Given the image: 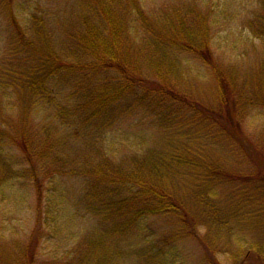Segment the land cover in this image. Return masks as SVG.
I'll list each match as a JSON object with an SVG mask.
<instances>
[{"label":"trees","instance_id":"1","mask_svg":"<svg viewBox=\"0 0 264 264\" xmlns=\"http://www.w3.org/2000/svg\"><path fill=\"white\" fill-rule=\"evenodd\" d=\"M76 2V6L80 4L82 8L79 14L73 15L69 25L73 31L67 38L69 46L76 48L83 59L89 57L90 61L82 62L81 59L80 64H68L54 54L50 42L53 33L43 30L53 13L45 15L38 0H0V40L5 47L0 62V89L5 100L9 96L7 101H10L0 109V208L8 201L11 206L20 208L31 191V210L35 218L32 231L25 239L9 235L15 254H21L25 264L34 262L37 246L48 238L46 243L55 245L48 259L50 264H114L112 261H120L123 254L127 260L134 258L139 264H174L176 257L170 258L167 249L153 255V250L147 247L153 242L159 251L154 230L160 231L162 242L167 230H177L178 234L168 240L177 245L183 239L200 242L198 227L207 226L209 246L201 245L202 257H185L186 264H218L212 257L219 255L211 248L212 242L222 240V232L217 230L222 231L224 226L233 223L230 212L243 203L234 197H242L246 202L260 199L263 204L261 182H264V176L259 173L264 169L256 165L263 162L260 154L264 152V145L257 142L247 150L243 148L250 159L249 165L256 169L253 175L239 174L221 167L220 161L211 154L210 148L219 145L215 135L219 130L212 131L215 127L208 124L213 121L226 135L234 137L238 145L241 143L240 127L238 124L235 127L224 115L233 113L236 120L241 110L257 108L259 104L264 110V53L258 56L259 63L255 58L245 69V77L239 76L245 80L249 91L245 94L246 101H243L244 92H237L238 101L233 97V83L229 82L232 73L225 72L212 55L207 19L211 14L202 11L197 4L186 6L188 1L180 0L174 2L176 5L168 3L155 13L145 10L144 0ZM257 4L259 10L254 20L261 18L264 21V1H257ZM69 14L65 13V16ZM22 16L24 19L20 22ZM191 18L196 25L189 27ZM259 39L264 51V28ZM173 52L175 56L171 59ZM188 57L202 64L216 83L212 94L214 108L199 103L201 97L193 90L197 88L196 80L185 67ZM142 61L144 69L149 71L147 75L142 70ZM95 72L117 75L114 74L112 79L106 77L99 89L100 80L92 86V77L97 76ZM236 74H241L239 68ZM55 83L60 86H54ZM67 89H78L83 93L81 96L70 94ZM59 95L65 96L64 99L59 100ZM163 103L170 111L178 108L188 113V109L195 108L203 117L198 123L204 125V131L191 130L182 142L163 139L159 148L155 143L153 151L145 149L140 156L130 154L122 161H116L113 154L116 150L119 152L120 136L115 141L111 139L113 145L110 143V148H117L112 147L113 152L99 145V142L104 144L99 139L109 136L113 129L124 123L132 125L131 118H135L142 106L161 108L165 106ZM68 104L75 105L73 110H69ZM42 108H50L47 122H58L56 133L60 129H69L70 136L75 137L84 130L90 132L89 137L99 146L95 150L98 157L94 154V160L89 164L86 162L92 157L88 153L80 155L71 164L63 162L72 144L67 138L66 141L61 138L54 149L52 142L49 143L50 136L53 137L50 132L39 134V140L46 139L47 142L44 140L38 147L24 127L29 117L36 118ZM83 108H86L84 112L81 111ZM151 110L156 112L157 109ZM6 112L11 115H5ZM138 125L135 124L134 129ZM133 135L131 140L139 148L143 139L139 132ZM17 152L24 157L21 155L19 159ZM67 179L76 181V191L69 192ZM18 182L29 190V194L22 195L14 189ZM247 182L250 184L241 192H232L230 200L228 196L220 198V192L228 187L235 191ZM70 209L78 213L76 217L83 214L101 222L90 235L79 239L72 231L75 217L65 214ZM63 215L68 217H63L65 224L61 223ZM158 219L167 221L171 227L161 229L154 225L153 230L154 221ZM234 227L229 235L242 234L238 229L244 226L237 224ZM106 244L114 247L110 250ZM160 244L162 248L167 246ZM78 245L83 246L85 254L80 253ZM120 246H125L128 253H116ZM250 247H245L246 253L256 248L261 254L263 250ZM222 251L219 249V253ZM4 254L7 253L1 250L0 264L3 260H11ZM247 255L251 258V254Z\"/></svg>","mask_w":264,"mask_h":264},{"label":"rangeland","instance_id":"2","mask_svg":"<svg viewBox=\"0 0 264 264\" xmlns=\"http://www.w3.org/2000/svg\"><path fill=\"white\" fill-rule=\"evenodd\" d=\"M187 1L188 3L186 4V6L197 4L202 11L211 14V16H209L210 19L207 16L206 17L209 20L208 40L213 52L212 55L215 61L222 66L225 72L229 71L230 73H232L229 82L230 84L233 83V86L236 90L235 92L234 87H232L233 97L240 101L237 92L243 91V101H246V91L248 92L249 89L246 85L245 80L239 78V76L245 77V69H248L250 64L255 61V58L259 63L261 60L257 58L264 53V51H262L261 49L262 46L259 45V41H262L261 39H259V37L261 30L264 28V21L261 18L259 20H254L255 14L259 10L257 1L259 3L264 0ZM174 2L179 3L180 0H144L145 10L147 12L157 13L158 11H161V8L168 3L176 5V3ZM38 4H40L41 8H43V13L45 15H47L48 12L53 13V15L49 16L51 21L47 20L46 18L49 25L46 24L45 27H43V30H45V32L47 33H53L51 34L50 42L52 48L54 49L53 51L56 57H59L61 61H67L68 64H73L74 62L80 64L81 59L82 62H89V57L87 58V60L83 59L79 56L80 53L76 52V48L69 46V38H67V35L71 34V32L73 31L69 27V25L73 21V15L79 14L81 12L79 11V9L82 8L81 5L79 4L77 7L76 0H38ZM211 6L212 8H210ZM68 12H70V14L66 17L65 13L67 14ZM21 19H24V16L19 18V21ZM61 20L63 21L61 22ZM195 25L196 22L192 20V18L189 19L188 26L192 27ZM64 27L66 29H63ZM4 48V43L0 40V62L3 60L2 58L4 55ZM170 56L171 59H173L175 53L173 52ZM180 58L183 60L184 55L180 56ZM185 64L187 71L190 72L193 79L196 80L197 88H194L193 90L195 91V94L197 96L201 97L199 103L204 105L206 104V106L214 108L212 101L215 100L212 97V94L215 91L216 83L213 82L211 75L202 64L201 66L189 57L185 61ZM141 67L146 75L149 74V71H146L144 69V61L141 62ZM237 68H239L241 72V74L239 75L236 74ZM258 69L259 68H256V70ZM144 72L142 73L145 74ZM95 73L97 76L94 77L93 75L92 86L95 87V81L100 80L102 83L98 84L99 89H102L103 82L105 81L106 77L112 79L115 78V75H117L114 72ZM77 75L78 74H76L74 77H76ZM55 84L53 85L60 86ZM50 90L52 92V89ZM67 92H69L70 94L75 93L80 96L83 93L78 89H76L75 91L67 89ZM59 96V100L64 99L65 97L63 95ZM7 97L9 98V96ZM5 99L6 96L3 95V91L0 89V109L5 108V106L10 103V101H7ZM163 104L165 106H161V108H157L156 105H153V107L151 106V109H157L156 112H152V110L147 106H142L140 111L135 114V118H131L132 125H126L124 123L123 126L121 125L122 127L120 126L121 128L119 127L120 129H113L109 136H105L103 140L99 139L100 141L104 142V144L99 142V145L103 146L106 149H109L110 143L111 145H113L111 139L113 138L115 141L120 136L122 139V143L119 146V152L117 153V150L113 152L111 150L113 146H111L109 151L113 152L116 161H122L127 155L130 154L137 153L136 155L140 156L145 152V149H147L148 151H153L155 143L159 148V145L163 139H170V141L171 139H174V141H177L179 139L182 142L183 138L187 137V135H190L189 132H191V130H196L198 132H201L203 130L204 125L198 123V121L202 120L203 117L200 116V113H197L195 108L193 110L190 108V110L188 109V113H185V109L179 110L178 108H174L170 111V107L167 106L166 103ZM74 106L75 105H69V110H73ZM253 106H255V104H253ZM40 110L41 113H39L36 118L29 117V120L27 123H25L24 127L25 133L32 136L31 140L34 143H37L36 145L38 147L44 144V140L45 142H47L46 139L40 141L38 138L39 134L45 132L44 135H46L50 132L53 135L54 139L50 136L49 143L52 142L54 149L58 146V144H60L61 138H64V140L65 138H67L68 141L72 144V148L70 152L67 153L64 157L63 162L67 161L69 164H71L72 161L77 159L80 155L86 153L91 154L92 157L88 160V162H86V164H89L94 160V154L96 155L95 150L99 146H97L92 137H89L91 135L90 132L84 130L75 137L70 136L69 129H60V131L56 133V131L58 130V122L53 124H51L50 120H48L49 123L47 122L48 112L50 111V108H42ZM85 110L86 108H83V110L81 111L84 112ZM5 115L11 114L6 112ZM49 115L51 117L53 115V112L51 111ZM224 117H228L235 127L238 124V126L240 127V129L238 130V133L240 134L239 139H241L242 141L238 145L234 137L232 138L230 135H226V133H224L222 129H220V127L213 121L209 122L208 125L210 127H215V129H212V131L216 129L219 130V132L215 134L216 137L219 138L218 142H216L219 145L210 148L211 154L220 161L219 165L227 169L229 168L231 171H235L239 174H246L248 172V175H253L256 166H261L264 169V152L260 154L262 156L263 162H259V164H257L256 166L251 167L249 165L250 159L243 151V148L247 150V148L252 145L256 146L257 142H259V145L261 146L264 145V110L260 106V104L257 108L247 107V109L245 108L244 110H241L236 116V120L235 116H233V113L231 114V116L224 115ZM152 123L154 124L155 129ZM135 124L139 125L134 129ZM173 124L174 127L172 126ZM138 132L139 136H141V138L143 139V143H139V148L136 147L134 141L131 140L134 137L133 134H138ZM231 142L235 143L236 145L234 146ZM113 149L117 148L113 147ZM157 150L158 149H156L155 151ZM259 151L261 152V150ZM10 152L13 153V151ZM17 155L19 159H21L23 156L22 154L21 156L18 152ZM86 164H84V166H86ZM62 167L64 168L63 165ZM78 168L82 167H75V169ZM262 174L264 176V171L263 173H259V176H261ZM65 181L67 188L70 189V193L77 190V185L75 184L76 181H72L70 179H67ZM249 184L250 182H247L235 191H233L232 187H228V189L224 190V192H220V198L228 196L230 197V200L232 198V192L239 193L242 191V188H245V186H248ZM261 185L264 186L263 181L261 182ZM21 186L22 183H19V185L15 184L14 189L20 191L22 195L29 194V190H26ZM31 196L32 195L30 191V197L25 201V203H22L20 205V208L11 206V204H9V201L1 205L0 235L1 237H3V240L0 241V251L2 250L4 253H7L4 255H9L8 257L11 259L6 262H4L3 260L2 264H9V262H11L10 264H25V259L23 260L21 254H18L17 252L15 254V249L14 246L11 245V238L9 237V235L15 234V238L25 239L32 231L35 218L34 212L31 210L33 202ZM261 196L263 197V194ZM234 198H237V201H242L243 203L234 207V212H230V218L235 226L237 224L239 226H244L243 228L237 227L239 228V232H241L242 234L234 232V235H229V232L235 229L233 223L229 224L228 226H224L222 228V231L217 230L218 233L222 232L223 236L222 240H213V246L211 248L215 250V252L219 255L215 256L213 254L212 257L218 264H264V201L262 200V204L260 199H249L248 202H246L242 197ZM65 214L67 216L75 217V229L72 227V231L74 232L75 236L79 237V239L87 237L86 234L90 235V233L97 229L98 223L101 222L100 219H96L95 221V218L91 219L84 216L83 214H80L76 217L78 213L75 214V211L72 209L66 210ZM66 215H63L61 218L62 224H65V219H63V217H66L68 219ZM231 220L229 222H231ZM154 225H156V227H161V229L163 227H171V225L167 224V221L162 219L154 221L153 230ZM198 228L200 242L192 240L187 241L183 239L181 243L173 245L170 241L168 242V240L170 239V236L172 238L176 234H178L177 230H173L172 232H170V230H167L168 233L164 235L165 238L163 242L159 239L160 231L154 230L156 242L159 243V251L157 250L153 242L149 243L147 247L153 250V255L159 254L161 249H167V254L170 258L176 257L174 264H186L185 257L188 259L202 257L204 255V250L201 245H204L205 247L209 246V240L207 239V231L209 227L200 226ZM229 236L232 237L231 240H229ZM47 239H43L42 241L44 242L39 243L35 251L34 262H30L28 264H50L48 263V259L52 256V251L55 248V245L52 243H46ZM13 241L14 239H12V242ZM6 242H8L10 245L5 244ZM160 243H162V245H165L167 243V246L162 248ZM82 247L83 246L81 245L79 246L80 253L85 254L84 249L82 252ZM106 247H110L109 249L111 250V247L114 246L106 244ZM245 247L261 248L263 249V254L258 253L257 249L254 248L252 249V252H247L248 254H251V258H248L250 256L247 255L246 250H244ZM126 249L127 248L125 246H120L116 253H128L127 251H125ZM219 249L223 250L224 252L222 251L219 253ZM67 251H70L69 248L67 249ZM77 252L79 253V251ZM80 253L79 255H81ZM112 262L114 264H139V262H136L134 258L127 260L124 257V254L120 261L113 260Z\"/></svg>","mask_w":264,"mask_h":264}]
</instances>
